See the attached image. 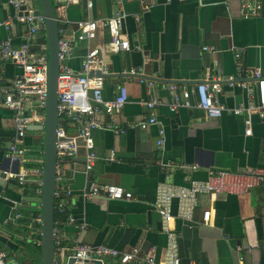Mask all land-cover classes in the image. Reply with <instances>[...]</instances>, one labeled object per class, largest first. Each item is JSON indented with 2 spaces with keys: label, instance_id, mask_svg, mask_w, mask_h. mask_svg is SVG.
Masks as SVG:
<instances>
[{
  "label": "crops",
  "instance_id": "0c3cea01",
  "mask_svg": "<svg viewBox=\"0 0 264 264\" xmlns=\"http://www.w3.org/2000/svg\"><path fill=\"white\" fill-rule=\"evenodd\" d=\"M87 2L52 0L59 37L71 34L78 20L97 21L95 36L76 41L67 64L77 71L86 50L98 48L107 73L115 74L104 78L103 98L111 99L124 86L128 100L114 115L123 131H92L97 157L91 168L85 169V153L77 154L62 164L60 178L55 179L59 196H54V208L62 200L65 209L58 211L64 217L54 219V260L66 263L77 242L106 244L120 252L137 248L139 255L154 248L159 259L166 245L161 218L154 208L159 182L187 184L190 179H205L210 169L240 173L263 165L264 124L256 110L259 96L253 70L258 68L264 79V0L259 13L248 17L240 11V0ZM29 6L34 12L39 9L37 0H31ZM117 11L123 14L121 32L130 48L112 52L107 47L104 20ZM18 12L26 11L0 0V22H10L0 24V43L7 38L13 46L24 42L28 24L15 20ZM30 45L34 55L45 60L44 24ZM132 68L139 73H131ZM20 70L14 61L0 55V165L15 173L24 167L38 168L43 160V131L37 129L43 122L36 118L24 137L23 158L12 162L7 155L15 130L12 111L2 104V91ZM229 76L234 78L232 84L225 79ZM208 77L220 80L215 94L225 108L220 116L207 117L196 105V94L191 96V106L170 109V84L191 89ZM152 98L157 103L148 107L144 102ZM98 107L96 116L106 123L108 117ZM237 108L241 111L236 112ZM27 113L45 117V109L33 100L27 103ZM151 114L156 123L140 127L138 121ZM246 117L250 134L245 133ZM68 129L74 133L72 123ZM160 136L163 143L158 146ZM184 164L196 168L184 170ZM229 180L231 190L227 192L198 195L192 220L175 218L171 222L177 233L180 264H264V182L243 188L237 180ZM90 184H119L132 197L87 196ZM41 185L33 175L22 184L9 176L0 182V252L5 254L6 264L40 262L41 227L36 218L41 215ZM171 208L175 212V201ZM209 208L213 213L205 223L202 211ZM69 214L75 218L74 224L67 222ZM80 224L84 227L79 228ZM30 227H34L33 239Z\"/></svg>",
  "mask_w": 264,
  "mask_h": 264
},
{
  "label": "built area",
  "instance_id": "2783aa9c",
  "mask_svg": "<svg viewBox=\"0 0 264 264\" xmlns=\"http://www.w3.org/2000/svg\"><path fill=\"white\" fill-rule=\"evenodd\" d=\"M31 0H8L15 8H25V13H16L17 22L28 24L24 33V42L18 46H13L7 38L0 43V55L4 59L14 61L20 67V72L16 74L9 85L2 91V104L12 111L14 120V135L12 136L8 157L12 162L20 161L25 154L24 137L28 126L33 120L44 121L43 114L27 113V103L34 101L35 105L44 108L46 104V65L42 56L35 58L31 50L30 42L34 33L44 24L41 14H34L33 8L29 6ZM263 0H240V11L244 17L257 15ZM91 5L90 0L87 2ZM123 14L115 12L112 16L104 20L109 33L107 47L112 52L126 51L130 48L129 41L123 36L122 29ZM9 21L0 24H9ZM97 21L93 19H81L76 21L75 28L71 34L58 38L57 60L59 74L57 77V123H56V180L60 178L62 164L69 158L77 156L79 144L77 138L83 139L85 148V169L91 168L95 159L94 142L92 131L97 128L110 129L115 132L123 131L114 121V115L122 110L127 102L128 96L124 86L118 88V92L111 99H104L102 87L104 77L101 74L107 73V67L103 64L98 48H88L81 58L80 68L75 71L68 64L67 60L72 55L74 43L79 40L91 39L95 36ZM92 72L91 75L89 73ZM96 72H100L97 74ZM131 73H139L135 68L130 69ZM253 76L258 86L259 103L256 107L257 113L264 124V79L258 68L253 70ZM230 84L234 78H225ZM150 84V83H149ZM245 87V83H239ZM171 102L169 107L175 110L178 107L191 106V96L196 94V105L200 107L207 117H218L221 115L224 106L216 101L215 94L220 89V80L217 78H205L198 82L194 88H179L176 84H170ZM148 107H153L157 101L152 98L144 102ZM99 106L103 107L104 113L108 117L106 123L98 120L96 113ZM241 111L240 108L235 109ZM73 124L74 133L68 132L69 124ZM156 123V117L151 114L149 117L139 120L140 127H147ZM245 133H251L250 119L244 118ZM162 132V130H161ZM163 143V138L157 140V145ZM110 158H113V152ZM184 170L196 168V165H182ZM5 176L16 179L20 184L24 183L29 175L36 177L39 185L42 184V166L38 168L24 167L20 172H13L10 169L3 171ZM235 179L239 186L247 188L252 183L264 182V146L263 165L253 169H247L240 173H232L226 170H208L205 179H190L187 184H176L169 181L159 182L156 188V199L154 208L160 215L162 229L166 235V245L163 248L161 258H155L154 248L145 255H139L137 248L120 252L106 244H92L89 242H77L74 246L72 257L75 261L72 264H180L177 246V233L171 227V222L175 218L190 221L194 217V212L198 203L199 194L217 195L231 190V180ZM252 181V182H251ZM104 193L111 199H130L132 193L119 184H90L85 194L87 196ZM41 194V189H38ZM54 196H59V190H54ZM176 202V210L173 212L171 205ZM58 211L65 209L62 200L55 203ZM213 210L211 208L203 210L201 220L209 222ZM75 218L68 215L67 222L74 224ZM36 222L41 224V215H38ZM83 228L84 224L78 225ZM40 230V229H39ZM62 255V254H60ZM112 260L106 263V260ZM55 264H59L57 260ZM0 264H6L5 254L0 252Z\"/></svg>",
  "mask_w": 264,
  "mask_h": 264
},
{
  "label": "water",
  "instance_id": "95a60500",
  "mask_svg": "<svg viewBox=\"0 0 264 264\" xmlns=\"http://www.w3.org/2000/svg\"><path fill=\"white\" fill-rule=\"evenodd\" d=\"M39 9L35 10L34 14H41L44 18V30L46 38V104L45 117L42 124L38 125V130L43 131V160H42V185H41V259L39 264H55L56 246L53 238L54 230V190L56 179V123H57V77L59 74V65L57 60V42L59 38L58 22L54 14L52 0H37ZM39 57L38 55L35 58ZM99 74L100 72H96ZM92 72L89 73L91 75ZM104 78L115 74H101ZM138 76L154 79L150 76L137 74ZM31 126H28L30 129ZM76 142L80 145L77 149V154H84L83 139L77 138ZM4 166L0 165V182L5 176L3 172ZM75 261L74 257H69L64 264H72ZM96 264L100 262L96 261ZM63 264V263H59Z\"/></svg>",
  "mask_w": 264,
  "mask_h": 264
},
{
  "label": "trees",
  "instance_id": "16d2710c",
  "mask_svg": "<svg viewBox=\"0 0 264 264\" xmlns=\"http://www.w3.org/2000/svg\"><path fill=\"white\" fill-rule=\"evenodd\" d=\"M31 215L34 216L35 213H32ZM59 216L64 217L63 215L59 214L58 210H56V209L54 208V219H55V220L58 219ZM23 221H27V220L24 219ZM30 235H31V238H32V239L36 237V236H35V233H34V227H30ZM39 237H40V235H39ZM32 243L35 244V239L32 240ZM31 245H32V244H31ZM38 249L41 250V246H40V245L38 246Z\"/></svg>",
  "mask_w": 264,
  "mask_h": 264
}]
</instances>
